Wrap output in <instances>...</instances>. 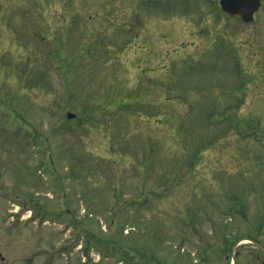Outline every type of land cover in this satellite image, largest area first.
<instances>
[{
  "label": "rangeland",
  "instance_id": "obj_1",
  "mask_svg": "<svg viewBox=\"0 0 264 264\" xmlns=\"http://www.w3.org/2000/svg\"><path fill=\"white\" fill-rule=\"evenodd\" d=\"M218 4L0 0V264H264V5Z\"/></svg>",
  "mask_w": 264,
  "mask_h": 264
},
{
  "label": "flooded vegetation",
  "instance_id": "obj_2",
  "mask_svg": "<svg viewBox=\"0 0 264 264\" xmlns=\"http://www.w3.org/2000/svg\"><path fill=\"white\" fill-rule=\"evenodd\" d=\"M260 3L259 5L257 6V8L253 11V14H251V11L252 9L254 8V5L252 3H249L247 4L246 6H244L242 9L239 10V15H232V16H229L227 13H224L223 11H220L222 14H224L228 19L230 18H236L238 20V22H242V23H249V22H252V20L255 19V13H258V10L261 9L264 5V1L262 0H258ZM253 17H252V16ZM243 16L245 18H250L251 17V20L249 21H245L243 20ZM227 43H230L231 41L230 40H226ZM233 46V45H232ZM229 48V46H228ZM227 48V50H228ZM229 53L234 55L232 57V61L231 63L234 62V60L236 59L235 57L238 55L237 52L235 51L234 53H231V50L229 48ZM237 54V55H236ZM237 62V59L236 61ZM238 64V63H237ZM239 65V64H238ZM240 73V72H239ZM246 78V79H245ZM250 79V80H249ZM237 81V80H236ZM264 82V81H262ZM258 83L259 82H254L252 80V78H248L247 76L245 77L244 76V79H239L238 82L235 84H233V87H232V92H233V95H235V97H238V99L236 101H233L232 102V106H234L236 108V111H235V114L237 115L239 113V108L243 107V106H240L242 104H240L241 102H245L247 100V98L251 95L252 96V100L254 101H257V100H264V92L263 90H259L258 89ZM253 89V87L256 89V92H249L250 89ZM238 96H237V95ZM221 112V111H220ZM249 116V115H248ZM238 125V124H237ZM261 127V123L258 122L256 123V126H254V128H252L249 132H242L239 128H242L243 126H236L235 127V131H237V133L239 132L240 135H243V136H247L248 138H252L253 141L258 144V145H264V130H262V128H258V127ZM249 127H252V126H249ZM243 133V134H242Z\"/></svg>",
  "mask_w": 264,
  "mask_h": 264
},
{
  "label": "water",
  "instance_id": "obj_3",
  "mask_svg": "<svg viewBox=\"0 0 264 264\" xmlns=\"http://www.w3.org/2000/svg\"><path fill=\"white\" fill-rule=\"evenodd\" d=\"M218 3L221 10H223L229 16H232L239 15V10L249 3H252L254 5L253 9L255 10L260 2L258 0H219ZM243 20L249 21L251 20V17L247 19L243 16ZM68 117H73V115L68 114Z\"/></svg>",
  "mask_w": 264,
  "mask_h": 264
},
{
  "label": "trees",
  "instance_id": "obj_4",
  "mask_svg": "<svg viewBox=\"0 0 264 264\" xmlns=\"http://www.w3.org/2000/svg\"><path fill=\"white\" fill-rule=\"evenodd\" d=\"M250 238V237H249ZM251 240V239H250ZM148 263H151V260L148 262ZM158 264H162V262H156ZM164 264V263H163Z\"/></svg>",
  "mask_w": 264,
  "mask_h": 264
}]
</instances>
